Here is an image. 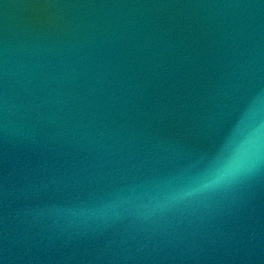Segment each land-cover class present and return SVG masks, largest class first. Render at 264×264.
<instances>
[{
    "label": "water",
    "instance_id": "water-1",
    "mask_svg": "<svg viewBox=\"0 0 264 264\" xmlns=\"http://www.w3.org/2000/svg\"><path fill=\"white\" fill-rule=\"evenodd\" d=\"M0 264H264V0H0Z\"/></svg>",
    "mask_w": 264,
    "mask_h": 264
}]
</instances>
